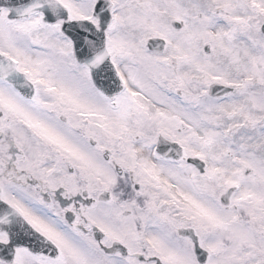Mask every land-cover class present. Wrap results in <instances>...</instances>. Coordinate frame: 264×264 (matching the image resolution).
I'll return each mask as SVG.
<instances>
[{
	"label": "snow or ice",
	"instance_id": "obj_1",
	"mask_svg": "<svg viewBox=\"0 0 264 264\" xmlns=\"http://www.w3.org/2000/svg\"><path fill=\"white\" fill-rule=\"evenodd\" d=\"M0 264H264V0H0Z\"/></svg>",
	"mask_w": 264,
	"mask_h": 264
}]
</instances>
